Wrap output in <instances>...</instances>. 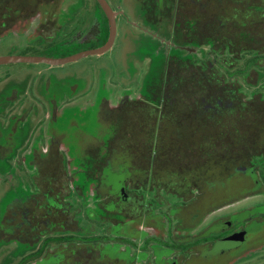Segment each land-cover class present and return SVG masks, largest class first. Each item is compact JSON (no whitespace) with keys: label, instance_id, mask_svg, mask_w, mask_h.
Instances as JSON below:
<instances>
[{"label":"flooded vegetation","instance_id":"flooded-vegetation-1","mask_svg":"<svg viewBox=\"0 0 264 264\" xmlns=\"http://www.w3.org/2000/svg\"><path fill=\"white\" fill-rule=\"evenodd\" d=\"M104 1L111 46L58 63L107 43L101 3L0 0V57L37 59L0 66L48 65L0 71V264H264V0ZM118 40L113 102L46 72Z\"/></svg>","mask_w":264,"mask_h":264},{"label":"rangeland","instance_id":"rangeland-1","mask_svg":"<svg viewBox=\"0 0 264 264\" xmlns=\"http://www.w3.org/2000/svg\"><path fill=\"white\" fill-rule=\"evenodd\" d=\"M110 3L112 4V6L115 7L119 3V0H110ZM122 5H123V8L126 9V4L122 3ZM128 17L130 18V20L135 19L137 21L136 15H134L132 12H128ZM120 21L122 22V20ZM120 25L121 23L118 25V32H120V30L124 28L123 26L121 27ZM31 36H33V33L31 35H28V38H30ZM7 40H8V37H5L1 39L0 41V55L22 52V49L19 47V45L17 46L13 45L9 47L8 44L6 43ZM26 40H27V36L23 37V35H15L14 37V41L17 44L18 42H24ZM90 45H92V42L87 41L80 46L62 45V46L55 47V48H43V49H40V47H38L37 49H35V53L39 55H45V56H60L62 54L68 53L69 51H72L73 47L77 46V47L83 48L84 46L89 47ZM30 51L33 52V50H30ZM127 56L129 58H134V57H137L138 54L135 51L129 54L127 52L126 43H123L122 41L118 40L113 45L111 50L107 51L106 53L102 55L87 56L86 58H82L75 62L67 63L61 66H54L52 68V71H46V72L52 73V74H58L59 76H63L66 74V77L61 79V81L59 82V84L61 85H58V87L61 89L64 88V85L66 88H68V86L72 84L76 87L77 90L85 89V90L94 91V93L97 95V101H100L101 98L102 99L107 98L108 100H110L112 97L109 96V93L114 91V89L112 88L113 87L112 85L116 87V83L118 82L116 77L119 73V69L121 65L120 63H122L123 59ZM130 62L131 61L129 60V63ZM47 68H48V65L43 64V63H33V64L32 63L30 64L12 63L8 65L0 66V71H4V70L10 71L12 72V74L16 75L15 77L19 78V77H23L27 71H38L41 69L46 70ZM130 71L131 70H129V72ZM52 74L50 75V79H48L50 83V86H49L50 89H53L56 87L54 84L57 81L53 77ZM117 85L119 84L117 83ZM24 86L25 84L22 83V88ZM19 87L21 88L20 85ZM124 87H129V85H126ZM111 101L113 102V98L111 99ZM104 104H106V102L103 100L102 105ZM101 109H103V107H101ZM89 114L91 116L90 119H92L93 122L94 120H96V116H98L101 119L100 111L97 113L93 112V114L88 113L86 114V117H88ZM80 115H85V113H81ZM96 124L99 125L100 122L98 121ZM100 125L102 126V129L99 133L97 131H93L91 133V136H92L90 137L91 142H95L94 144H98L99 141H102L103 139H105V137L108 138L109 136H111L109 126L108 125L105 126L102 123ZM195 129L197 133L193 135L194 140L196 141L199 139H204L201 132H199L200 129L199 128H195ZM260 136L262 137L263 133H260ZM124 139L125 141H127L126 137ZM166 139H168V137ZM110 147H111V144H108L107 146L108 154L106 153L104 146L101 147L99 150V153H100L99 157L107 156V155L111 156L112 155L111 151L115 150L116 148L110 149ZM206 166L208 167L207 164Z\"/></svg>","mask_w":264,"mask_h":264},{"label":"water","instance_id":"water-1","mask_svg":"<svg viewBox=\"0 0 264 264\" xmlns=\"http://www.w3.org/2000/svg\"><path fill=\"white\" fill-rule=\"evenodd\" d=\"M98 1L101 3V5L103 6L104 10L106 11V13L110 17L111 16L110 15V10L108 9V6L106 5L105 1L104 0H98ZM110 25H111L110 26V37H109L107 43L103 47H101L99 49H94V50L81 52L79 54H76L75 56L62 58V59H58V60H55V61H57L58 63H63V62H67V61H70V60H74V59L79 58L81 56L88 55V54L102 53L103 51H105L106 49H108L111 46L113 38H114L115 27H114L113 18H111V24ZM27 60L34 61V60H37V59L36 58H29V57H21V56H10V57H3L2 56V57H0V63L23 62V61H27Z\"/></svg>","mask_w":264,"mask_h":264}]
</instances>
